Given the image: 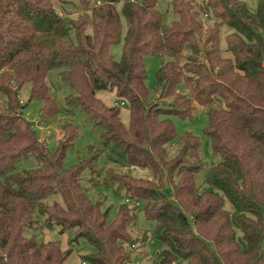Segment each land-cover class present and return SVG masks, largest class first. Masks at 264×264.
I'll return each instance as SVG.
<instances>
[{"label":"trees","instance_id":"obj_1","mask_svg":"<svg viewBox=\"0 0 264 264\" xmlns=\"http://www.w3.org/2000/svg\"><path fill=\"white\" fill-rule=\"evenodd\" d=\"M160 1L0 0V264L65 262L70 252L59 242L27 235L37 216L44 227L74 229L76 239L95 245L97 253L85 261L129 264L124 243L132 242L141 201L155 221V237L169 245L155 264H264V0L259 21L243 0H172L179 19L171 25ZM223 25L233 30L225 50ZM122 41L116 60L111 47ZM146 56L174 58L157 73L162 92L156 100L164 104L151 98ZM54 68L74 90L69 105L102 127L110 159L153 171V179H144L109 169L107 183H118L137 203L122 204L112 224L81 183L85 169L97 171V157L64 167L78 135L74 123L64 125L55 153L39 137L38 124L61 112L48 83ZM183 82L189 95L179 91ZM27 83L29 101L43 104L37 123L25 116ZM100 91H115L130 105L128 126ZM194 103L209 108L205 133L222 157L203 188L196 183L204 166L200 140L190 132L179 138L172 118L192 119ZM29 156L41 165L18 171ZM57 194L64 205L46 201Z\"/></svg>","mask_w":264,"mask_h":264},{"label":"rangeland","instance_id":"obj_2","mask_svg":"<svg viewBox=\"0 0 264 264\" xmlns=\"http://www.w3.org/2000/svg\"><path fill=\"white\" fill-rule=\"evenodd\" d=\"M247 4L248 11L254 16L256 21L259 7H261L260 0H243ZM159 10L164 14V22L171 25L174 21L179 19V15L172 7V0H161L158 5ZM202 16L205 17L203 14ZM123 20V39L126 35L127 27L124 17ZM212 22V17L207 18ZM259 28L264 32V23L259 25ZM233 30L223 25L221 27V48H227V35ZM122 41L120 44L111 47V53L116 60L120 59L123 53ZM171 56H146L145 65L147 68V85L151 89V98L156 100L162 92L161 87L157 85V73L160 67L166 62L173 60ZM61 70L54 68L49 72L48 83L51 88L53 97L57 100L61 109L60 114L51 120L49 123L38 124L39 137L46 141L48 148L55 153L59 147L60 140L64 136L63 127L65 124L74 123L78 129V135L73 140V145L68 149L64 167L70 169L82 161H88L91 157L95 156L97 171L92 168H87L83 171L81 176V183L84 186L88 196L94 202L101 204V209L107 212V221L112 224L118 215L122 204L128 202L130 206L137 203L130 200L128 201V194L125 190L120 189L118 183H107L108 171L110 168L119 173L130 174L138 178L153 179L154 174L150 168H140L136 166L124 165L116 163L110 158L112 157L108 149H105L102 144V127L96 126L87 117L86 112L81 108L70 106L67 102L69 95L74 94V90L66 83L60 76ZM179 91L183 94H190V88L183 82L179 85ZM31 84L27 83L21 90V100L23 103H28L25 116L32 122H39L40 110L43 106L39 100H30ZM107 105H118L121 109V120L128 126L130 123V105L122 102L116 95L115 91H100L98 93ZM4 96L1 98L2 101ZM164 104V100H156ZM195 111L194 117L191 119H182L178 116H173L177 128V136L181 138L186 132H190L197 136L200 140L199 154L204 161L203 168L196 176V183L199 188H203L206 175L211 167L217 165L222 161V157L213 151L211 138L205 133L209 127L208 107H203L194 103ZM41 165V161L36 156H29L17 163L18 171H26L34 169ZM57 200L60 204L64 205L63 199L60 194L53 195L46 201L53 203ZM144 201L139 202L138 219L136 224L130 229L132 242L129 244L125 242L124 245L131 253V260L129 264H155L159 259V255L164 250L169 249V245L155 237L154 232L156 228L155 221L147 219L143 210ZM227 207H230L227 201ZM44 218L37 216L31 231H27L28 236H34L39 242H59L61 249L69 251L70 254L63 264H93L85 261V257L97 253V248L86 238L76 239V231L74 229H67L62 231V227L54 224L52 227H44ZM146 238V241H144Z\"/></svg>","mask_w":264,"mask_h":264}]
</instances>
